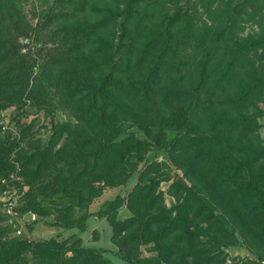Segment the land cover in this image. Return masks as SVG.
<instances>
[{
    "label": "trees",
    "instance_id": "16d2710c",
    "mask_svg": "<svg viewBox=\"0 0 264 264\" xmlns=\"http://www.w3.org/2000/svg\"><path fill=\"white\" fill-rule=\"evenodd\" d=\"M27 1L0 0V119L36 109L51 135L32 122L18 142L0 126V194L18 162L20 211L85 230L95 200L136 178L98 213L123 260L262 264L264 0H55L35 30ZM6 222L0 209V264H111L82 238L8 239Z\"/></svg>",
    "mask_w": 264,
    "mask_h": 264
},
{
    "label": "rangeland",
    "instance_id": "374dc122",
    "mask_svg": "<svg viewBox=\"0 0 264 264\" xmlns=\"http://www.w3.org/2000/svg\"><path fill=\"white\" fill-rule=\"evenodd\" d=\"M55 0H28L23 4V12L26 15L27 21L30 23L31 27L35 30L37 26L45 20V16L52 9ZM204 20L206 17L203 18ZM245 34L251 33L257 30V26L252 23L245 24ZM54 27L42 30L38 39H36V33L33 32L28 38H22L21 44L25 47L26 51L29 48L34 51L41 47V45L47 42L46 35ZM48 46H52L49 44ZM25 51V52H26ZM17 110L11 108L7 111V117L10 118L11 125L15 126L17 129L21 128L23 124H31L35 122V133L36 138L45 141L51 135V117L46 115L44 112H39L36 109H31L27 116H24L20 123H17L15 118ZM55 118L59 121H65L67 116L63 113L56 114ZM12 119V120H11ZM261 137L264 139V128L261 130ZM159 161L167 162L171 166L173 174L181 175V172L176 169V167L171 163V161L166 160L164 156L158 157ZM136 182V178H133L127 186L123 188L109 189L104 192L102 197L95 200L91 207L87 210L89 214V219L86 222L85 230L80 228L65 229L58 228L54 225L53 217L39 218L37 216V221L35 223H28L26 220L22 221L20 225L23 230V239L29 240H47L52 237L59 240L68 239L71 237L82 238L83 243L86 247L94 248L101 251L104 256L110 260L111 264H130L123 260L118 254L117 247L112 243V229L106 218L99 217V211L104 206L107 201H110L117 197L118 195L126 196L129 190L133 187ZM165 190L168 189V185L163 186ZM167 203H171V198L167 196ZM1 209V208H0ZM78 212L77 216H80ZM130 216V213L126 208H122L119 213V217L126 218ZM7 225V224H6ZM9 235V234H8ZM11 237L14 236V232L10 231ZM228 253L231 259H235L236 262L243 261L246 259H252L249 252L244 248H232L228 249Z\"/></svg>",
    "mask_w": 264,
    "mask_h": 264
},
{
    "label": "built area",
    "instance_id": "2783aa9c",
    "mask_svg": "<svg viewBox=\"0 0 264 264\" xmlns=\"http://www.w3.org/2000/svg\"><path fill=\"white\" fill-rule=\"evenodd\" d=\"M26 50L24 49L23 52ZM7 111H4L1 114L0 126L2 132L8 134L11 137V140L21 141L22 135L20 129H17L15 126L11 125L10 118L7 117ZM12 120V119H11ZM14 159V155H13ZM16 172L11 174L7 178L1 180L2 192L0 194V208L2 213L7 217V226L10 231L14 232V236L23 237V230L20 223L24 220L28 223H35L37 221V215L32 212L22 213L20 208L23 204V193L17 183L23 185L22 178L18 175L21 171V167L18 162H15ZM26 188L24 189V191ZM8 239L11 238L10 234L7 235ZM29 240V239H28ZM264 264V262H262Z\"/></svg>",
    "mask_w": 264,
    "mask_h": 264
}]
</instances>
